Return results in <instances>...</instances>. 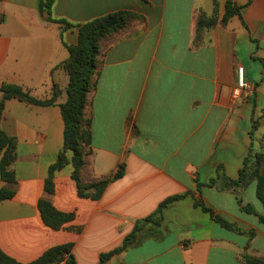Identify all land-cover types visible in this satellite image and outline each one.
<instances>
[{"label": "crops", "instance_id": "0c3cea01", "mask_svg": "<svg viewBox=\"0 0 264 264\" xmlns=\"http://www.w3.org/2000/svg\"><path fill=\"white\" fill-rule=\"evenodd\" d=\"M219 2L220 18L225 0ZM118 11L141 20L103 48L88 106L89 172L113 179L99 200L90 201L77 197L71 165L55 172L49 200L74 218L54 231L42 223L37 203L62 147L58 104L66 99L68 77L59 65L68 58L62 42L75 45L77 28L61 32L44 22L38 0H0V85H17L38 100L49 99L53 86L60 92L49 107L15 99L4 104L0 130L16 140L17 187L12 199L0 203V250L26 264L51 247L72 244L75 264H98L99 255L117 248L137 221L188 192L243 233L220 228L186 196L161 211L159 225L143 226L139 244L107 264H243V254L264 258V226L256 216L242 212L230 192L206 186L200 197L196 192L198 184L216 177L219 165L236 179L264 129V0H250L241 11L244 25L237 17L217 24L197 45L196 12L210 15L211 0H54L51 17L77 26ZM242 50L261 68L246 71ZM239 65L253 87L242 103L232 101ZM120 166L122 175L114 178ZM240 197L262 213L254 184Z\"/></svg>", "mask_w": 264, "mask_h": 264}, {"label": "trees", "instance_id": "16d2710c", "mask_svg": "<svg viewBox=\"0 0 264 264\" xmlns=\"http://www.w3.org/2000/svg\"><path fill=\"white\" fill-rule=\"evenodd\" d=\"M239 6L233 0H225L223 14L219 18L220 2L211 0L212 11L207 15L199 11L195 19V38L194 43L197 45L201 42V35L217 24L226 26L229 21L237 17L242 22L241 11L250 3V0ZM54 0H38V13L44 22L48 24H57L61 32L77 28V43L68 46L62 42L63 47L67 50L68 58L59 67L63 69L68 77V84L65 90L66 99L63 103L58 104L60 116L63 122L62 147L59 150L55 162L49 166L47 177L44 182V197L38 200L37 208L40 213L42 223L47 228L58 231L67 222H70L74 215L57 211L51 204L49 197L54 193V173L62 170L67 165H71V179L76 186V195L79 199L97 201L102 196L106 186L112 181L111 176L94 178L90 176L87 181H83L86 171L89 170L92 156L91 149V123L90 118L86 117L89 106L91 93L94 92L96 79L98 76L97 69L100 68V58L103 52V42L113 40L117 35L122 33L128 24L135 20H141V17L129 11H118L101 18L94 19L82 25H71L64 20H55L51 17V10ZM0 22H3L0 17ZM242 25L244 23L242 22ZM263 64V62L261 61ZM0 115L7 100L15 99L27 105L37 107H49L56 104L60 92L56 86L52 87L51 97L46 100H38L29 95L21 87L13 84L2 83L0 85ZM89 116V115H88ZM70 154V158H68ZM16 162V140L6 135L0 130V180L4 184L0 187V203L10 200L16 193V177L13 166ZM123 167L117 172L114 178L122 175ZM91 175V174H90ZM250 184L255 185V197L260 203L262 213H258L249 204H243L240 194L248 188ZM213 187L219 192H230L235 196L237 205L240 210L246 214L257 217L258 222L264 226V153L257 152L244 159L242 168L236 179H229L224 175L222 166H217L216 177L212 178L205 184H198L196 192L200 197L201 187ZM191 196L192 206L199 209L202 213L216 223L220 228L235 233L243 232L233 223L224 220L216 215L214 211L206 207L200 198H196L190 193L170 197L162 202L156 211L140 220L134 225L132 233L123 239L121 244L107 252L99 255L98 264H107L108 260L127 249L139 244L141 239L136 234L142 230L145 224L159 225L161 211L173 202ZM251 239L254 231L247 232ZM72 244H63L47 249L39 258L26 264H75L71 254ZM243 264H264L263 257L243 254L241 256ZM0 264H21L14 259L5 255L0 250Z\"/></svg>", "mask_w": 264, "mask_h": 264}, {"label": "rangeland", "instance_id": "374dc122", "mask_svg": "<svg viewBox=\"0 0 264 264\" xmlns=\"http://www.w3.org/2000/svg\"><path fill=\"white\" fill-rule=\"evenodd\" d=\"M198 14H199V11H197L196 12V17L198 16ZM196 17H195V19H196ZM137 22H139V21H135V20H133V21H131L129 24H128V27L126 28V29H128L132 24H134V23H137ZM125 29V30H126ZM124 30V31H125ZM111 41V40H110ZM110 41H104L103 42V44H102V46H103V48L110 42ZM242 54H246L245 53V51L244 50H242ZM245 61H246V68H245V70L247 71V70H251V69H254V65H255V67H260L261 68V64L258 62V61H256V62H253L251 59H249V57H248V55L246 54L245 55ZM99 72V67H98V69H97V73ZM92 94V93H91ZM246 102H248V100L246 101ZM242 103V102H241ZM89 114H88V109H87V112H86V117L88 118L89 116H88ZM254 130H257L256 129V127L254 128ZM255 143H256V150L254 151V153L253 154H255V153H257V152H262V153H264V129H261L260 130V132L259 133H257V136L255 137ZM252 154V155H253ZM251 155V156H252ZM90 167V166H89ZM91 175H90V172H89V170L88 171H86V174H85V176H83V181H87V179L90 177Z\"/></svg>", "mask_w": 264, "mask_h": 264}, {"label": "built area", "instance_id": "2783aa9c", "mask_svg": "<svg viewBox=\"0 0 264 264\" xmlns=\"http://www.w3.org/2000/svg\"><path fill=\"white\" fill-rule=\"evenodd\" d=\"M235 75L236 88L232 94V101L239 103L246 102L253 96V87L247 83L242 65L237 66Z\"/></svg>", "mask_w": 264, "mask_h": 264}]
</instances>
